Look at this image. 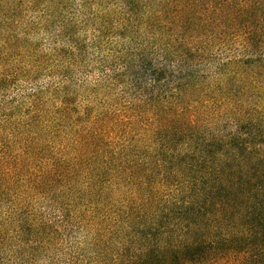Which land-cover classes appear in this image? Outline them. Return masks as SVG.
Returning <instances> with one entry per match:
<instances>
[{"label": "trees", "instance_id": "16d2710c", "mask_svg": "<svg viewBox=\"0 0 264 264\" xmlns=\"http://www.w3.org/2000/svg\"><path fill=\"white\" fill-rule=\"evenodd\" d=\"M264 264V0H0V264Z\"/></svg>", "mask_w": 264, "mask_h": 264}, {"label": "rangeland", "instance_id": "374dc122", "mask_svg": "<svg viewBox=\"0 0 264 264\" xmlns=\"http://www.w3.org/2000/svg\"><path fill=\"white\" fill-rule=\"evenodd\" d=\"M63 264H66V263H63Z\"/></svg>", "mask_w": 264, "mask_h": 264}]
</instances>
